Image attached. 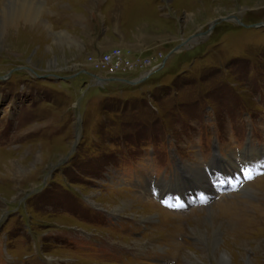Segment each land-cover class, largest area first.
Returning <instances> with one entry per match:
<instances>
[{
    "label": "rangeland",
    "instance_id": "374dc122",
    "mask_svg": "<svg viewBox=\"0 0 264 264\" xmlns=\"http://www.w3.org/2000/svg\"><path fill=\"white\" fill-rule=\"evenodd\" d=\"M24 1L0 6L39 12L0 39V264H264V0ZM231 16L263 26L182 45ZM118 30L129 67L98 70Z\"/></svg>",
    "mask_w": 264,
    "mask_h": 264
},
{
    "label": "bare ground",
    "instance_id": "6f19581e",
    "mask_svg": "<svg viewBox=\"0 0 264 264\" xmlns=\"http://www.w3.org/2000/svg\"><path fill=\"white\" fill-rule=\"evenodd\" d=\"M6 0H0V6H3V4H4V2H5ZM9 1V0H8ZM118 1V0H117ZM12 3L15 5V6H19L21 9L22 8H25V9H22L23 11H25V13L27 12V5L26 4H28L27 2H25L24 0H12ZM30 4V3H29ZM38 4V3H37ZM32 5V4H31ZM30 5V6H31ZM11 6V5H10ZM3 8V7H2ZM10 8V7H9ZM12 8V7H11ZM10 8V9H11ZM37 8H39L38 6H37ZM21 11V10H20ZM44 11V10H43ZM41 12V11H40ZM32 13H35V12H32ZM39 12L37 11L36 13H35V15H29V13H28V17L29 18H27V16L25 17V16H21L22 14H19V13H13L12 15H10V16H7V17H5V20H3L1 23H0V30H1V34H0V39L2 38V34H3V31L5 30V28L6 27H11L14 23H15V21H17L19 18H22V19H25L26 21L28 20L29 22H32L33 21V19L35 18L36 19V14H38ZM31 16V17H30ZM77 17V16H76ZM75 17V18H76ZM79 18V17H78ZM75 20V19H74ZM218 21V20H217ZM216 21V22H217ZM229 21H234V20H229ZM235 22V21H234ZM34 24V23H33ZM143 24V23H142ZM139 27V26H138ZM137 33H139V32H137ZM138 35V36H137ZM136 35V37L137 38H140L141 36H139V34H137ZM141 35V34H140ZM135 37V38H136ZM144 40V39H143ZM147 74H149V72H147L146 73V75ZM145 75V76H146ZM247 151V150H246ZM216 155V154H215ZM228 160V159H227ZM214 161H217L216 159H213L212 161H211V164L209 165V166H211V165H213L214 164ZM221 163H223V160H221L220 161V164H218V163H216L215 164V166H219V165H221ZM6 165L7 164H5L2 160H1V158H0V168H5L6 167ZM9 165V167H10V169H15V167H14V162L12 161V162H10V164H8ZM17 166V165H16ZM232 166V165H231ZM230 166V167H231ZM212 168V167H211ZM210 168V169H211ZM228 168V167H227ZM17 169V168H16ZM198 169V168H197ZM204 169V168H203ZM237 170V169H236ZM11 172V171H10ZM9 173V172H8ZM176 173V172H175ZM194 173V172H193ZM232 173V172H231ZM238 174V173H237ZM176 175V174H175ZM174 175V176H175ZM239 176V175H238ZM210 181V180H209ZM177 185H174V186H171L170 188H165L166 189V191L168 192V194L170 195V196H173V195H177ZM164 189V190H165ZM162 199H163V203H165V204H169V206H171V207H178V206H187L188 204H189V201L188 200H182V202L181 203H179V204H177V205H174V204H172L171 202L170 203H168V198H166L165 196H163L162 197ZM119 205L118 206H114V208L112 209L113 210V212L114 213H116V214H119L120 212V205H125V203H123V201H119V203H118ZM156 204V203H155ZM158 205H159V207L157 206V205H154V203L152 202V201H149V204H148V208H150L149 210H154V211H156V212H158V214H159V216H160V218L161 219H165L166 220V222H164V223H160L155 229H154V231L152 230L151 232H152V234L150 235V238H154V236H156V233L158 232V233H160V234H166L165 232H166V230H163L164 228H166L169 224H171L172 222H174L175 220H176V218H177V216L178 215H171V214H168V213H166V212H162V210H161V204H159V202L157 203ZM127 205H125V207H126ZM210 209V208H209ZM211 212V211H210ZM213 212H214V210H213ZM207 213V212H206ZM210 215V214H209ZM181 217V216H180ZM139 218H141V217H139ZM176 222V221H175ZM176 225V224H175ZM173 229V228H172ZM198 237H200V239H203L204 237L202 236V235H198ZM211 241V240H210ZM213 242H216V241H213ZM137 243V241H135V242H132V244H136ZM223 253V252H222ZM220 254L219 256V260H218V264H229V258L227 257V255L226 254ZM188 259H189V257H187Z\"/></svg>",
    "mask_w": 264,
    "mask_h": 264
},
{
    "label": "built area",
    "instance_id": "2783aa9c",
    "mask_svg": "<svg viewBox=\"0 0 264 264\" xmlns=\"http://www.w3.org/2000/svg\"><path fill=\"white\" fill-rule=\"evenodd\" d=\"M128 53L126 52H122L119 49H111L105 53H101L100 55H98V59L97 60H93L91 59V61H94L93 66L96 67L98 70H102L106 67H109L111 69H118L120 68L122 65L129 67L128 59H126L125 55H127ZM102 75V74H99ZM96 76V75H95ZM147 76V75H146ZM145 77V76H144ZM142 77V78H144ZM98 78L105 82V81H109V82H113V79H117L118 77H105V76H98ZM142 78H140L137 81L142 80ZM119 79V78H118ZM136 82V81H134Z\"/></svg>",
    "mask_w": 264,
    "mask_h": 264
},
{
    "label": "crops",
    "instance_id": "0c3cea01",
    "mask_svg": "<svg viewBox=\"0 0 264 264\" xmlns=\"http://www.w3.org/2000/svg\"><path fill=\"white\" fill-rule=\"evenodd\" d=\"M108 1H111V0H106L105 2H104V4H103V6H102V8H104L105 10L108 8V6H109V2ZM79 3V2H78ZM80 4H84L83 3V1L80 3ZM89 5V4H88ZM77 16V17H76ZM71 17V20H72V28L71 27H68V29H73V28H76V29H78V30H81L82 28L81 27H83V29H85V28H87L86 26H85V22L83 21V19H82V16L80 15V14H78V15H71L70 16ZM76 17V18H75ZM79 17V18H78ZM75 19V20H74ZM106 20V19H105ZM114 27H112V29H113ZM119 31V30H118ZM120 38H118V39H114V40H111V39H104L103 41H101V40H99V42L98 43H96V47H103V48H105L106 50H108V49H111V48H115V47H119V48H122V49H124V50H134V46H135V43H128L127 41H126V37H125V35L123 34V32H120L119 31V35H118ZM97 49V48H96ZM96 75V74H95ZM97 76H100V75H97ZM120 79H123V78H120ZM128 80V79H127Z\"/></svg>",
    "mask_w": 264,
    "mask_h": 264
},
{
    "label": "water",
    "instance_id": "95a60500",
    "mask_svg": "<svg viewBox=\"0 0 264 264\" xmlns=\"http://www.w3.org/2000/svg\"><path fill=\"white\" fill-rule=\"evenodd\" d=\"M228 20H234L238 25H240V26H242V27H244V28H256V27H261V26H263V24H260V23H258V24H251V25H246V24H244V23H242L237 17H235V16H231V17H229V18H221V19H218V21H217V23L218 22H223V21H228ZM216 23V21H214V22H212L211 23V25H210V27L204 32V33H197V34H195V35H192V36H190L185 42H182V45H184V44H186L188 41H190V40H192V39H194V38H196V37H199V36H202V35H208L212 30H213V28H214V26L217 24ZM181 47V45H178L177 47H175L173 50H172V52H174V51H177L179 48ZM164 62H165V59L163 60V63H162V65L164 64ZM18 69V68H17ZM84 72V71H83ZM72 77H74V76H72ZM93 77L95 78L96 76L95 75H93ZM114 81H117V82H125V83H128V85H130V86H135V85H137L138 83L136 82V83H134V82H132V81H124V80H122V79H113Z\"/></svg>",
    "mask_w": 264,
    "mask_h": 264
}]
</instances>
